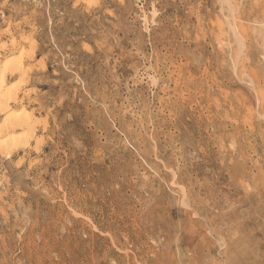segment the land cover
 Segmentation results:
<instances>
[{
	"label": "rangeland",
	"instance_id": "374dc122",
	"mask_svg": "<svg viewBox=\"0 0 264 264\" xmlns=\"http://www.w3.org/2000/svg\"><path fill=\"white\" fill-rule=\"evenodd\" d=\"M0 46V264H264V0H0Z\"/></svg>",
	"mask_w": 264,
	"mask_h": 264
},
{
	"label": "bare ground",
	"instance_id": "6f19581e",
	"mask_svg": "<svg viewBox=\"0 0 264 264\" xmlns=\"http://www.w3.org/2000/svg\"><path fill=\"white\" fill-rule=\"evenodd\" d=\"M4 46H5V44H4ZM4 48L5 47L0 46V51L3 50ZM22 64L7 65L0 73V116L8 113L7 116H6V119L3 118L4 119L3 120L4 123L1 125L2 127L0 126V131H1L0 134L1 133L3 134V133H9V132H16L18 130H21V129H24V128H28L31 125V121L33 119L31 114L28 115V116L17 115V113L14 114L13 110H12L13 113L10 114V111H11L10 104L17 100V95L15 93L11 92V91L10 92L7 91L9 89L6 90L4 88L5 83H6V78H7L8 74L9 75L10 74H12V75H15V74L16 75L17 74L21 75L22 74L21 75L22 77H23V75L27 76V74H24L26 71L23 73L25 68H24V70H22V67H23ZM18 99H20V98H18ZM21 102H23V101H21ZM30 130H31V128H30ZM9 136L12 137L13 134L8 135L7 137L5 135H3V137L0 139V144H1V146H4V148L5 147L8 148L9 142H14L15 141V140L14 141L11 140L12 138H9ZM1 146H0V148H2ZM11 146H13V145L10 144V147ZM13 147L15 148V146H13ZM2 150L3 149H1L0 151H2ZM13 150H12V152H13ZM4 153H5V151H4ZM7 153H8V151H7ZM2 155H3V153H2Z\"/></svg>",
	"mask_w": 264,
	"mask_h": 264
}]
</instances>
